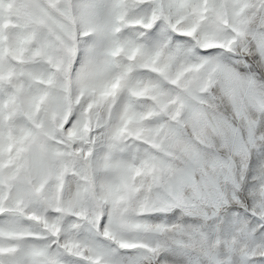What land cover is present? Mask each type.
Here are the masks:
<instances>
[{
  "label": "snow or ice",
  "instance_id": "snow-or-ice-1",
  "mask_svg": "<svg viewBox=\"0 0 264 264\" xmlns=\"http://www.w3.org/2000/svg\"><path fill=\"white\" fill-rule=\"evenodd\" d=\"M0 264H264V0H0Z\"/></svg>",
  "mask_w": 264,
  "mask_h": 264
}]
</instances>
